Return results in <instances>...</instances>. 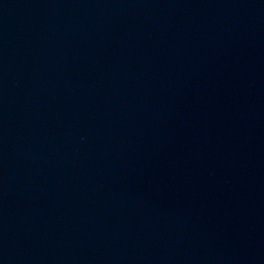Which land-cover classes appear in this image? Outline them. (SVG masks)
Instances as JSON below:
<instances>
[{"label": "water", "instance_id": "water-1", "mask_svg": "<svg viewBox=\"0 0 264 264\" xmlns=\"http://www.w3.org/2000/svg\"><path fill=\"white\" fill-rule=\"evenodd\" d=\"M0 264H264V0H0Z\"/></svg>", "mask_w": 264, "mask_h": 264}]
</instances>
